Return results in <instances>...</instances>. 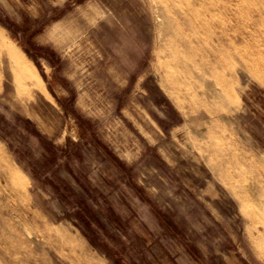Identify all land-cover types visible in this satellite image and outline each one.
I'll list each match as a JSON object with an SVG mask.
<instances>
[{
    "label": "rangeland",
    "instance_id": "rangeland-1",
    "mask_svg": "<svg viewBox=\"0 0 264 264\" xmlns=\"http://www.w3.org/2000/svg\"><path fill=\"white\" fill-rule=\"evenodd\" d=\"M226 1L0 0V264H264V0Z\"/></svg>",
    "mask_w": 264,
    "mask_h": 264
},
{
    "label": "bare ground",
    "instance_id": "bare-ground-1",
    "mask_svg": "<svg viewBox=\"0 0 264 264\" xmlns=\"http://www.w3.org/2000/svg\"><path fill=\"white\" fill-rule=\"evenodd\" d=\"M176 1V0H175ZM195 2H196V0H194ZM209 1V0H208ZM224 1V0H223ZM217 2V1H216ZM230 1L229 0H227L226 1V3H229ZM232 2V1H231ZM238 2H240V1H238ZM193 3V2H192ZM207 3V2H206ZM213 3V2H212ZM215 3V2H214ZM221 3H222V1H221ZM226 3H225V5H226ZM223 4V3H222ZM228 5V4H227ZM227 5L226 6H224V10L226 9L225 7H227ZM232 5V4H231ZM201 6V5H200ZM203 6V5H202ZM211 7V6H210ZM218 7H220V6H218ZM229 7V6H228ZM187 8V7H186ZM189 8V7H188ZM195 8V7H194ZM209 8V7H208ZM214 8H216L217 9V6L216 7H214ZM221 8V7H220ZM197 9V8H196ZM199 9V8H198ZM222 9V8H221ZM228 10H232V12H233V10H237L236 9V7L235 8H233L232 7V9H231V7H229V8H227ZM206 11H207V13H208V15L210 16V17H212L213 15H214V11L213 10H211V9H206ZM217 11V10H216ZM227 11V10H226ZM186 12H188V11H186ZM198 12H200L199 10H198ZM203 12V11H202ZM223 12V11H222ZM231 12V11H230ZM221 13V12H220ZM224 13V12H223ZM186 14V13H185ZM192 14V13H191ZM187 16H189L188 14H186ZM184 16V15H183ZM182 16V17H183ZM191 16V15H190ZM190 16H189V18H190ZM205 16V15H204ZM187 19V18H186ZM191 19V18H190ZM179 20V22H180V19H178ZM188 20V22H189V19H187ZM182 21V20H181ZM197 21V20H196ZM198 21H199V19H198ZM198 21H197V23H198ZM209 21V20H208ZM183 22V21H182ZM206 22V21H205ZM221 24H223V23H221ZM185 25V24H184ZM181 26V25H180ZM189 26V25H188ZM198 26V25H197ZM11 49V48H10ZM214 54V53H213ZM10 55V54H9ZM238 56V55H237ZM13 57V56H12ZM14 62V61H13ZM19 62V61H18ZM12 63V62H11ZM25 81H26V79H25ZM32 81H34V80H32Z\"/></svg>",
    "mask_w": 264,
    "mask_h": 264
}]
</instances>
